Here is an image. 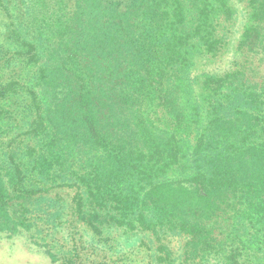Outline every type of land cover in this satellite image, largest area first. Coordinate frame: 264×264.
<instances>
[{"label":"trees","instance_id":"trees-1","mask_svg":"<svg viewBox=\"0 0 264 264\" xmlns=\"http://www.w3.org/2000/svg\"><path fill=\"white\" fill-rule=\"evenodd\" d=\"M52 264H264V0H0V240Z\"/></svg>","mask_w":264,"mask_h":264},{"label":"rangeland","instance_id":"rangeland-1","mask_svg":"<svg viewBox=\"0 0 264 264\" xmlns=\"http://www.w3.org/2000/svg\"><path fill=\"white\" fill-rule=\"evenodd\" d=\"M0 264H52L50 258L27 235L0 240Z\"/></svg>","mask_w":264,"mask_h":264}]
</instances>
